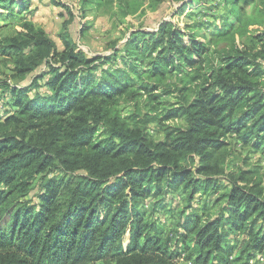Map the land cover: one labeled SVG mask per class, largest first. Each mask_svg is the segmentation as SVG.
Here are the masks:
<instances>
[{"label":"trees","instance_id":"1","mask_svg":"<svg viewBox=\"0 0 264 264\" xmlns=\"http://www.w3.org/2000/svg\"><path fill=\"white\" fill-rule=\"evenodd\" d=\"M30 1L0 0V8L8 15ZM107 1L123 17L144 3ZM171 1L175 16L192 2ZM255 1H232L235 17L217 37L231 44L221 49L169 21L132 31L111 57H89L68 21L61 48L33 21L0 38V54L14 64L7 78L0 72V264H189L181 262L186 252L196 264H250L264 252V198L240 184L249 180L244 172L230 179L214 217L187 215L178 248L148 216L162 200L151 209L144 202L180 186L191 200L219 190L231 135L264 152V29L244 9ZM98 2L82 0V8ZM246 33L259 49L237 43ZM109 60L116 65L106 68ZM43 65L29 85L9 81ZM127 104L135 108L123 114Z\"/></svg>","mask_w":264,"mask_h":264},{"label":"rangeland","instance_id":"2","mask_svg":"<svg viewBox=\"0 0 264 264\" xmlns=\"http://www.w3.org/2000/svg\"><path fill=\"white\" fill-rule=\"evenodd\" d=\"M233 0H192L185 7L184 13L180 16H175V9L178 4L171 0H161L159 4H154L151 0H144L140 4L135 15L123 17L118 12L117 7L113 3H108L107 0H99L98 5L91 6L84 10L82 8V0H31L28 8L23 9L16 7L14 11L6 15L4 10L0 8V38L14 36L17 29L21 28L24 21H33L35 27L43 28L50 34L57 45L63 46L60 33L64 30L63 25L68 21L67 29L74 38L77 44L88 54L89 57H111L115 49L121 47L127 40V37L133 32L141 29L147 31H156L160 23L164 21L172 22L175 27L182 29H191L196 31L200 39L206 40L209 45L214 48L229 47L231 41L229 38H217L220 30L218 26L226 24L234 16L235 9L232 4ZM245 12L257 21L260 25L258 29H264V0H256L253 4L244 6ZM237 24L234 25L236 28ZM250 25L249 28H251ZM257 26H253L256 28ZM224 30L228 34H232L235 28L225 25ZM236 41L239 45H244L249 50L256 51L260 48L261 41L256 36L251 34L236 35ZM122 53L120 52V55ZM119 55V57H120ZM112 60V59H111ZM109 60L105 66L110 68L115 66L116 62ZM121 60V58H120ZM117 61V63L120 62ZM264 62V60H263ZM46 66H39L35 72L28 75L25 79L14 80L9 78L11 84L29 85L33 78L41 74ZM14 64L10 57L0 54V72L2 78H7L13 74ZM101 75H98V78ZM181 77L177 74H167V81L177 82ZM44 84V80H41ZM163 100L167 105H176L177 98L173 94H165ZM171 105V106H172ZM2 110L7 108L6 104L0 99ZM5 106V107H4ZM135 106L124 105L122 113L128 114ZM141 111H148V107L140 104ZM183 121H174L173 124H182ZM155 123L149 125V133L154 138H159L160 134L156 131ZM230 145L227 152L222 157L220 170L223 171L221 177L224 185L215 192H207L196 194L191 200L187 192L184 193L183 187L180 186L174 189L173 192L162 195L156 200H145L146 209H151L152 205L162 200V206H158V210L148 216L154 218L161 228L164 236H169L172 239L173 248H178L181 244V234L185 231L183 224L187 215L198 213L206 215V218L214 217L218 205L216 200L230 186V179L238 180L241 173H246L249 179L246 182H240L242 186L254 188L261 191L264 198V152L254 148L250 144H244L238 134L229 137ZM38 189V188H37ZM37 189H33L30 197L35 198ZM173 190V189H171ZM215 202V203H214ZM145 207V205H144ZM232 239L237 236L233 230L230 231ZM181 233V234H180ZM244 236H240V240ZM184 252V251H183ZM188 252L182 253L181 262L196 264L192 259H188ZM264 264V252L251 258L250 264ZM210 264H214L212 261Z\"/></svg>","mask_w":264,"mask_h":264}]
</instances>
